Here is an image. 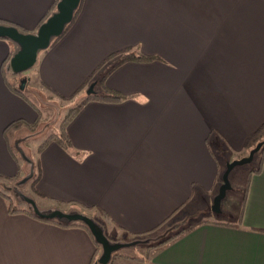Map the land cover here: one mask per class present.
Wrapping results in <instances>:
<instances>
[{
	"label": "crops",
	"instance_id": "1",
	"mask_svg": "<svg viewBox=\"0 0 264 264\" xmlns=\"http://www.w3.org/2000/svg\"><path fill=\"white\" fill-rule=\"evenodd\" d=\"M55 2L0 0V24L36 32ZM18 49L0 37V183L34 160L44 212L157 238L145 259L112 264H264V154L228 213L185 229L170 223L213 204L226 162L264 136L253 135L264 125V0H83L30 76L51 100L81 98L64 125L68 148L50 137L62 122L39 134L38 105L13 90L6 60ZM130 53L154 58L117 64ZM92 83L122 98L86 100ZM14 134L24 146H13ZM2 192L0 264H99L103 249L85 226L12 212Z\"/></svg>",
	"mask_w": 264,
	"mask_h": 264
},
{
	"label": "rangeland",
	"instance_id": "2",
	"mask_svg": "<svg viewBox=\"0 0 264 264\" xmlns=\"http://www.w3.org/2000/svg\"><path fill=\"white\" fill-rule=\"evenodd\" d=\"M8 69H9L8 75L11 81L16 85V87L21 88L23 82L27 80L26 84L27 83L28 84L27 85L25 84V88L23 91L25 92L27 97L31 98V100L34 101L38 105L39 112H40V118L37 124L39 134H43L44 132H47L48 129H51L53 127L55 128V126H57L60 123V121L63 122L67 114L70 112V109L76 106V104L79 103V101L81 100L79 96H75L69 100L57 101L56 98L54 99L55 101L51 100L48 97L49 92L45 90L44 86H42L39 83V81L36 78H34V76H33V79L31 80L30 76H32L31 74H32L33 68L27 71L21 72V73H14L10 69V67H8ZM90 86H88L87 90L90 89ZM263 135H264V132H263ZM24 139L25 138L23 137V134L20 135L19 137L17 136L15 137V134H14V138H12V141L14 144L13 146L16 149L18 146H24L25 145ZM262 140H264V136L263 138H261L260 141ZM254 146L251 149L247 150L246 153L238 154L236 157H239V158H234L232 160L240 159L244 156L249 155L250 151L254 148ZM29 150L30 149L26 150L27 160H29V158L32 159L34 155L33 153H31L32 151L30 152ZM33 163H34L33 166H31L28 163H25V169L23 170V172H21L19 176H17L15 179L11 181L5 180L4 184L0 183V188L3 189V191H5L6 194L11 196L13 204L17 206L18 208L23 209V210L34 211L32 204L29 203L27 200V198H32L35 200L39 210L42 213H45V214L50 213L54 210L44 212L43 210H47V208L45 209L44 207L47 202H45L42 199L41 195L35 193V191L32 189L33 180L35 179L38 173L36 162H34V160H33ZM227 163L228 162H226V166H227ZM258 164H259V156H257L255 160L252 161L251 163L237 166L232 170L230 174V180H231L233 188L230 191H228L226 197L222 201V212L221 213L213 212L212 207H211L212 202H210L206 208L198 206L197 208L190 209V211L182 210L175 217V219L170 221V223H172L173 226H175L174 224L179 223L178 227L185 229L184 228L185 225H190L195 222L202 221L205 218H208L209 216L211 217L212 215H216L217 218H221L220 216L223 215L224 212L228 213L232 209V206L235 204L234 202L235 197L238 196L239 193H240V196L243 194L244 192L243 190L246 187L248 180H249L250 171L252 168L257 167ZM223 174H222V177H223ZM238 185H240L241 187ZM219 188L216 190L215 195L219 192ZM63 209H68V208L65 207ZM235 214H238V212H236ZM97 215L99 219H102V220L104 219V217L101 216L100 214H97ZM101 223L100 224L103 226L105 234L111 240V242H122V243H131L134 241L138 242L137 244L123 247L117 250L116 252H114L112 256L113 260H111L113 261V263L117 261L126 262L125 260L127 258L131 260H139V261L145 259L144 257L146 256L145 255L146 246L148 245L150 246V244H152L157 239L152 235H146V236H140V237L133 236V237L124 239L123 235L116 234L114 229L110 225H108V223H106L105 221ZM100 248L102 250V246H100ZM110 264L112 263L110 262Z\"/></svg>",
	"mask_w": 264,
	"mask_h": 264
},
{
	"label": "water",
	"instance_id": "3",
	"mask_svg": "<svg viewBox=\"0 0 264 264\" xmlns=\"http://www.w3.org/2000/svg\"><path fill=\"white\" fill-rule=\"evenodd\" d=\"M81 0H60L55 11L44 23H42L36 32H23L16 26L0 24V37L8 38L19 45V49L10 59V68L14 73H21L33 68L38 60L40 51L47 49L53 38L61 36L66 26L74 19L75 12L80 5ZM25 80L21 86L24 90ZM95 92V84L92 83L90 89L87 90V95ZM264 146V140L257 143V145L250 151L249 155L240 159L229 161L226 170L223 174V183L219 188V192L214 198L212 204V211L215 213L222 212V201L226 197L228 191L233 186L230 180L232 170L240 165L251 163L256 153H258ZM28 202L32 204L34 212L48 219L67 220L68 222H82L85 224L94 235L96 241L102 246L103 252L99 258V264H108L114 252L117 250L137 244V241L131 243L111 242L105 234L103 226L94 218L81 212H63L56 209L50 213H42L35 200L27 198Z\"/></svg>",
	"mask_w": 264,
	"mask_h": 264
},
{
	"label": "trees",
	"instance_id": "4",
	"mask_svg": "<svg viewBox=\"0 0 264 264\" xmlns=\"http://www.w3.org/2000/svg\"><path fill=\"white\" fill-rule=\"evenodd\" d=\"M60 0H56V2H55V4L53 5V7L51 8V10L43 17V19L40 21V23H39V26L42 24V23H44L55 11H57V5H58V2H59ZM82 1L83 0H81V2H80V5H79V7H78V9L76 10V12H75V16H74V19H75V17H76V15H77V13L79 12V10H80V8H81V5H82ZM73 19V20H74ZM73 22V21H72ZM72 22L71 23H69L67 26H66V29H65V31H67V29L70 27V25L72 24ZM9 25H14V26H16V27H18L21 31H23V32H28L26 29H23V28H20V26L19 25H17V24H14V23H12V22H7ZM38 26V27H39ZM64 31V32H65ZM59 37H61V36H59ZM59 37H55V38H53V40H52V43H54ZM6 39H8V38H6ZM115 55H117V53L116 54H114V56ZM12 56V54L11 55H9L8 56V58H7V64H9L10 63V59L12 58L11 57ZM114 56H112V57H114ZM154 57L153 56H149V55H144V54H134V53H130V54H127L126 56H124V57H122V58H120L117 62V64H121V63H123V62H125V61H128V60H152ZM9 83V85L12 87V84H10V82H8ZM13 90L15 91V92H17V93H19L20 95H22L23 97H25V98H27V96H26V94H25V92L23 91V90H21L20 88H18V87H14L13 88ZM122 98V95L120 94V93H118V92H116V91H112V90H107V92L106 93H104V94H99L98 92H94V93H92V94H89V95H87L86 96V100H90V99H103V100H119V99H121ZM82 106V104H78V105H76V106H74L73 108H71L70 109V112L67 114V116H66V118L63 120V122H62V124H61V133L58 135H54V136H50V137H56L57 138V140L62 144V145H64L65 147H70V141H69V138H68V136L66 135V133H65V131H64V125L75 115V113L78 111V109L80 108ZM264 130V125L263 126H261V128H259V130H257L253 135H258L261 131H263ZM253 138V136H250L249 138H248V140H247V142L248 141H250L251 139ZM50 139V138H49ZM257 144V143H256ZM256 146V145H255ZM254 146V147H255ZM263 154H264V146L262 147V149L258 152V153H256V155H255V158L257 157V156H259V164H258V166L257 167H254V168H252L251 169V171H250V175H249V180H248V183H247V185H246V187H245V189H244V192H247V188H248V185H249V181H250V177L254 174V173H258V172H260V170H261V164H262V160H263ZM255 158H254V160H255ZM253 160V161H254ZM38 178H39V174L37 173V175H36V177H35V179L33 180V183H32V189L35 191V193H37V194H39V192L37 191V188H36V184H37V181H38ZM0 192H2L1 190H0ZM2 193H4V192H2ZM5 194V193H4ZM6 195V197L9 199V210L10 211H12V212H16V211H24L23 209H20V208H18L17 206H15L14 204H13V202H12V198L10 197V196H8L7 194H5ZM40 195V194H39ZM29 212L32 214V215H34V216H36V217H38V218H41V219H45V220H52V221H57V222H59V223H61V224H64V225H71V224H80V225H83V226H85L89 231H90V229L85 225V224H83L82 222H68L67 220H58V219H48V218H45V217H43V216H41V215H39V214H37V213H35L34 211H32V210H29ZM90 233H91V231H90ZM92 234V233H91ZM141 235H143V234H141ZM141 235H139V236H141ZM92 236H93V238H94V240H95V242H96V244L99 246V248H100V244L96 241V239H95V237H94V235L92 234ZM176 236H170V237H167L165 240H162V241H160L157 245L159 246V245H163V244H165V243H168L169 241H172L174 238H175ZM156 245V246H157Z\"/></svg>",
	"mask_w": 264,
	"mask_h": 264
},
{
	"label": "flooded vegetation",
	"instance_id": "5",
	"mask_svg": "<svg viewBox=\"0 0 264 264\" xmlns=\"http://www.w3.org/2000/svg\"><path fill=\"white\" fill-rule=\"evenodd\" d=\"M62 220H64V219H62Z\"/></svg>",
	"mask_w": 264,
	"mask_h": 264
}]
</instances>
